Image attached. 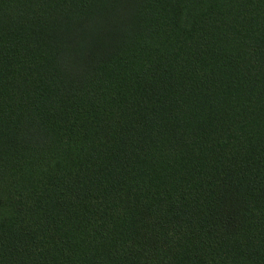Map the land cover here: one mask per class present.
Instances as JSON below:
<instances>
[{"label": "trees", "instance_id": "16d2710c", "mask_svg": "<svg viewBox=\"0 0 264 264\" xmlns=\"http://www.w3.org/2000/svg\"><path fill=\"white\" fill-rule=\"evenodd\" d=\"M0 264H264V0H0Z\"/></svg>", "mask_w": 264, "mask_h": 264}]
</instances>
